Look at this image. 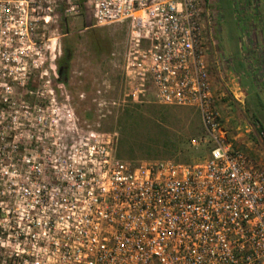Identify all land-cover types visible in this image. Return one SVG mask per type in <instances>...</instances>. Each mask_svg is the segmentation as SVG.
I'll list each match as a JSON object with an SVG mask.
<instances>
[{
	"label": "built area",
	"instance_id": "obj_1",
	"mask_svg": "<svg viewBox=\"0 0 264 264\" xmlns=\"http://www.w3.org/2000/svg\"><path fill=\"white\" fill-rule=\"evenodd\" d=\"M83 4L94 27L127 23L132 100L150 83L158 104L194 107L208 153L132 161L115 132L62 123L30 85L46 50L56 57L36 35L48 0H0V264H264V162L217 105L209 11L200 0ZM253 135L264 147V131Z\"/></svg>",
	"mask_w": 264,
	"mask_h": 264
},
{
	"label": "rangeland",
	"instance_id": "obj_2",
	"mask_svg": "<svg viewBox=\"0 0 264 264\" xmlns=\"http://www.w3.org/2000/svg\"><path fill=\"white\" fill-rule=\"evenodd\" d=\"M83 1L79 0L78 13H70L66 11L68 0H48L51 8L48 13L50 22L45 27L42 26V22L38 24L36 35L49 39L46 44L50 45L51 52L56 57L51 60L47 49L45 56L36 61L39 66L37 69L34 68L30 83H34L33 86L36 91L38 90L37 94L49 95L62 123L115 132L116 154L120 137L117 120L123 108L130 107L134 103L167 107L166 118L162 120L163 123L159 120V123H162L159 125L170 134L184 133L188 136L191 139L188 145L189 152L172 155L164 148L147 152L143 147L136 145L134 155L122 153L119 157L132 161L172 159L183 162H192L205 157L208 153V145L203 140L199 112L190 106L158 104L150 83L145 84L144 96L140 97V101L132 100L131 86L124 71L128 25L124 22L94 27L92 13L84 6ZM200 1L201 7L209 11L212 51L219 62L217 68L215 66L210 68V78L211 81L213 80L216 94H224L219 98L217 105L227 118L230 117L226 118L227 122L225 121L230 135L238 132L242 134L237 144L251 156L264 162V147L253 135L258 123H255L252 114L253 110L258 111L256 116L264 125V86L261 85L262 82L257 81V85L261 88L252 91L249 102L243 101L238 95L240 92L238 75L240 74L244 85H251V82L247 77L248 68L246 67L244 73L236 66L244 61L250 50H255L258 56L264 57V0H252L248 5L245 0H222L220 13L224 16L223 23H220L219 0ZM252 14L254 16L251 18ZM97 43L98 46H95ZM64 48L70 51L68 58L65 56ZM247 56L250 57V53ZM251 58L247 59L248 63L254 60ZM60 62L63 65V73L60 72ZM261 63H264V59H261ZM256 67L258 71L264 69V66ZM46 80L49 84H46ZM231 91H234L241 102L234 99ZM257 98L262 100L263 106L256 104ZM229 105L232 107L228 108ZM245 125L250 127V133L246 132L249 129H246ZM236 128L239 130L236 131ZM157 133V127L148 128L142 125L133 136L135 141H138L137 144H141L155 139ZM192 140L199 143L194 146Z\"/></svg>",
	"mask_w": 264,
	"mask_h": 264
},
{
	"label": "trees",
	"instance_id": "obj_3",
	"mask_svg": "<svg viewBox=\"0 0 264 264\" xmlns=\"http://www.w3.org/2000/svg\"><path fill=\"white\" fill-rule=\"evenodd\" d=\"M248 1V2H247ZM245 0V3H250V0ZM222 0H219L218 2V8L219 13L222 10L221 7ZM244 3V4H245ZM236 10V9H234ZM233 10V11H234ZM238 11L236 10L235 13ZM254 16V14L251 15V18ZM224 16L220 13V23H223ZM98 46V43L95 45ZM69 52L67 48H64V53L66 58H68ZM232 55V54H231ZM61 63V62H60ZM63 65L60 64V71L63 73ZM31 86L34 85V83H30ZM247 91L251 94L252 89L250 86L247 85ZM250 97V96H249ZM258 105L263 106V102L260 98H257ZM255 109V107H253ZM168 108L162 107V106H156V105H142V104H132L130 107L123 108L118 120L117 124L120 130V137L118 139V150L117 155L121 156L122 153H127V155L132 156L135 154V147L141 146L144 149H146L147 152L152 151V149H162L168 150L172 155H175L176 153H186L189 152L188 145L191 142V139L186 136L184 133L178 134L173 133L170 134V132H165V128L162 125V120H165L166 114H167ZM258 112V111H257ZM257 112H252L253 117L255 119V123H258L257 128L264 131V125L262 121L258 118ZM162 123H159L160 121ZM146 127H157L158 133L156 134V138L152 141H147L141 144H137L138 141H135L133 133L136 131H139L141 129V126ZM202 129V127H201ZM202 136H203V129H202ZM183 162V161H180Z\"/></svg>",
	"mask_w": 264,
	"mask_h": 264
},
{
	"label": "crops",
	"instance_id": "obj_4",
	"mask_svg": "<svg viewBox=\"0 0 264 264\" xmlns=\"http://www.w3.org/2000/svg\"><path fill=\"white\" fill-rule=\"evenodd\" d=\"M249 53H250V57H252L251 59H254V60H252V62L250 61V63L247 62V59L250 58L249 56H247ZM248 54L245 56L244 61H241L239 64H236V63L235 64L237 66V69L238 70H240V69L243 70L244 73H245V71L248 68V70H247L248 76L247 77H248L249 81L251 82L250 83L251 85H248V86H250L253 91H256V90L261 88V86L257 85L258 84L257 81H259L260 83L262 82L261 85L264 86V69L262 68V70H259V71L256 70V68H257L256 66H259L260 68H261V66L262 67L264 66V63H261V59H264V57L258 56L255 53V50L254 51L250 50L248 52ZM247 57H249V58H247ZM233 62H234V60H233ZM237 80H238V84L240 83V86H238V88L240 87V92L238 93V95L240 96V98L243 99V101L246 100V101L249 102L250 93L247 91L248 87L242 83V80L240 78V74L238 75V79ZM212 84H213V80H212ZM231 92L234 93V91H231ZM225 99H223V100H225ZM231 107L232 106L229 105L228 108H231ZM221 113L223 114L224 112L222 111ZM222 116L225 119L227 118L225 113ZM229 118L230 117H228L227 119H229Z\"/></svg>",
	"mask_w": 264,
	"mask_h": 264
},
{
	"label": "flooded vegetation",
	"instance_id": "obj_5",
	"mask_svg": "<svg viewBox=\"0 0 264 264\" xmlns=\"http://www.w3.org/2000/svg\"><path fill=\"white\" fill-rule=\"evenodd\" d=\"M246 1H247V0H246ZM251 1H252V0H250L249 2H251ZM247 2H248V1H247ZM247 2H246V3H247ZM60 72H61V71H60Z\"/></svg>",
	"mask_w": 264,
	"mask_h": 264
}]
</instances>
